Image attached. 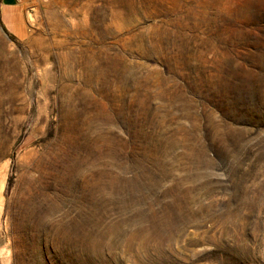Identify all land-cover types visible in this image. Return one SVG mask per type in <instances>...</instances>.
<instances>
[{
	"label": "rangeland",
	"instance_id": "374dc122",
	"mask_svg": "<svg viewBox=\"0 0 264 264\" xmlns=\"http://www.w3.org/2000/svg\"><path fill=\"white\" fill-rule=\"evenodd\" d=\"M18 15L0 13V264H264V0Z\"/></svg>",
	"mask_w": 264,
	"mask_h": 264
},
{
	"label": "crops",
	"instance_id": "0c3cea01",
	"mask_svg": "<svg viewBox=\"0 0 264 264\" xmlns=\"http://www.w3.org/2000/svg\"><path fill=\"white\" fill-rule=\"evenodd\" d=\"M22 1L23 0H0V13H2L1 21L6 24V20H10V22H17L20 20L19 17V12L20 8L22 6ZM12 14L10 18L3 17L4 14ZM16 16V17H15Z\"/></svg>",
	"mask_w": 264,
	"mask_h": 264
}]
</instances>
